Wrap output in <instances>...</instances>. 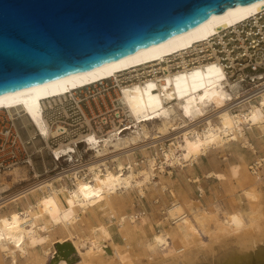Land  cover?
<instances>
[{"label":"bare ground","instance_id":"6f19581e","mask_svg":"<svg viewBox=\"0 0 264 264\" xmlns=\"http://www.w3.org/2000/svg\"><path fill=\"white\" fill-rule=\"evenodd\" d=\"M262 7L264 0H259L212 15L183 33L129 55L33 87L2 94L0 108L20 112L23 122L30 125L28 133L32 135L38 131L45 145L50 131L40 116L41 100L136 66L161 62L167 56L181 53L194 43L206 40L220 29L257 14ZM224 80L219 66L206 63L171 74L159 85L148 81L124 91L121 98L123 104L134 119L144 122L138 124L136 131L126 138L104 141L100 147H97L96 138H86V149L94 150L90 156L96 159L88 166L89 180L78 179L74 175L71 188L62 183L54 186L45 180L41 191H32V202L25 208L16 211L10 209L7 214L0 212V264H17L16 257H28L36 251L40 255L35 258V264H47L56 253L54 245L63 242H69L73 247L70 258L74 257L75 261L72 264H264V193L258 187L261 176L251 165V168L247 166L251 170L250 175L246 177V185L238 198L239 204L243 199L249 210L239 207L228 212L217 204L213 211L208 212L198 200L180 202L172 191L173 199L165 207V213L166 218L175 225L179 243L175 244V240L157 223L158 231L144 243L148 253L145 259H138L135 255L132 258L126 250L128 244H116L108 226L98 221L94 214L95 210L110 206L111 199L118 194L135 191L143 197L148 186L157 187L158 173L169 176L171 168L175 166L183 168L192 165L210 148L240 140L242 148L253 150L243 128L245 125L250 129L264 127V96L259 105L252 104L249 109L237 110L235 114L228 112L224 105L232 99L235 86L229 85L230 90L226 89ZM214 110L219 119L215 124L209 122L208 116ZM197 119L208 123L199 129L191 125L181 129L176 124L177 120L189 123ZM149 120L154 121L147 122ZM174 130L176 132L169 135H175V140L169 139V143L164 144L160 142L162 157H159V161L158 155L146 156L140 166L134 168L128 163V167L124 168L113 155V169L102 162L103 156L109 154L110 147L123 150L151 135L162 139ZM68 148L60 145L54 152L69 159ZM258 161L264 163V158ZM239 170L240 165H230V177L237 180ZM8 174L12 175L14 182L27 177L21 168L10 169ZM206 177L217 181L226 179L224 174L213 171L208 172ZM191 180L197 182L198 178ZM8 187V184H4L0 192ZM198 189L202 191L200 187ZM160 190L163 192L165 185ZM135 216L138 214L121 215L117 219V227L126 234L135 232ZM138 218L140 223L146 221L142 215ZM78 224L86 225V235L73 233ZM58 264L68 263L59 258Z\"/></svg>","mask_w":264,"mask_h":264},{"label":"built area","instance_id":"2783aa9c","mask_svg":"<svg viewBox=\"0 0 264 264\" xmlns=\"http://www.w3.org/2000/svg\"><path fill=\"white\" fill-rule=\"evenodd\" d=\"M206 63H214L222 69L226 89L230 90L229 85L235 86L232 99L224 105L228 112L235 114L237 110L249 109L252 104L259 105L264 96V7L257 14L220 29L206 40L194 43L181 53L167 56L161 62L136 66L41 100L40 116L50 131L45 145L38 131L32 135L28 133L30 125L23 122L20 112L0 108V187L9 185L0 192V212L10 206L17 208L23 200L32 197V191H41L45 180L54 186L62 183L70 188L74 175L78 179L89 180L88 166L96 159L90 156L94 150L86 149V138H96L97 147H100L104 141L126 138L136 131L138 124L144 122L134 119L123 104L121 98L124 91L148 81L159 85L171 74ZM208 116L209 122H219L215 110ZM150 121L154 120L147 122ZM207 123L203 119L189 123L176 121L181 129L186 125L199 129ZM152 131L150 129V133ZM174 132L176 130L162 139L151 135L123 150L110 147L102 162L113 169V155L124 168L128 167V163L134 168L140 166L146 156L158 155L159 161L162 157L160 142L164 144L169 143V139L175 140V135H169ZM60 145L69 147L71 158L54 152ZM262 164L256 160L251 167L258 171ZM13 168L23 169L26 179L14 182L12 175L8 174ZM6 262H9L8 259Z\"/></svg>","mask_w":264,"mask_h":264},{"label":"water","instance_id":"95a60500","mask_svg":"<svg viewBox=\"0 0 264 264\" xmlns=\"http://www.w3.org/2000/svg\"><path fill=\"white\" fill-rule=\"evenodd\" d=\"M259 0H0V95L88 70ZM48 264H72L56 243Z\"/></svg>","mask_w":264,"mask_h":264},{"label":"rangeland","instance_id":"374dc122","mask_svg":"<svg viewBox=\"0 0 264 264\" xmlns=\"http://www.w3.org/2000/svg\"><path fill=\"white\" fill-rule=\"evenodd\" d=\"M243 129L245 131L246 138L248 137L247 140L250 139L254 147L253 150H255L256 153H253L249 148H241L240 141H236L234 144L229 142L221 147L210 148L206 152L207 154H205L204 158L198 157L197 162L192 165L185 166L183 168L175 166L171 168L172 173L169 176L166 173L163 174V176H160V173H158L156 178L157 181H159L157 187L153 188L148 186L147 189H145L143 197L138 196L135 191H128L127 193H121L114 196L111 199L110 206H108L111 208L110 213L107 208L104 207L103 209L101 208L94 211L95 217L98 221L108 226L111 238L116 244L120 246L125 244L129 245V248L126 250L129 251L132 258L136 256L138 259H145L148 253L145 249L144 243L148 241L153 233L158 231L159 226L157 223H160V226L168 233L169 237H171L172 240H175V244L179 243V236L177 235L178 232L175 225L169 218H166L165 213V207H167L173 199L171 192L173 191L172 193L175 194L180 202H183V200H189L188 198L194 197L195 184L190 183L188 179L193 178L194 175H202V173L209 170L217 171L223 169V172H225L224 168L227 169L228 164L230 163L240 164L238 179L231 180L230 177H227L225 181L217 182L213 179H206L203 177L201 183H203L207 191V195L214 194L215 190L216 197L213 198L215 200L213 201L214 204L212 206H206L204 203H202L203 206L201 204L200 205L208 212L213 211L217 204L228 212H231L239 207L249 210L248 204H246L243 199H241L243 202L239 204L238 198L241 197L239 195L241 193V189L246 185V177L250 175L251 170L247 169V166L251 165L252 161L255 159L259 160L264 158V127L262 129H257L255 127L250 129L249 127H245ZM254 136L261 137L255 138ZM224 152H230L233 156L238 155L239 158L234 157L222 161L219 156ZM257 172L261 176L258 187L264 193V163ZM162 185H167L169 190L162 192L160 190ZM218 185H220V187ZM31 202L32 197L26 198L19 206H17V208L10 206V208L3 210L1 213L7 214L10 209L13 211L23 209ZM137 214L138 216H135L137 225L135 232L126 234L122 228L120 229L117 227V219L121 215L131 216ZM140 215H142L146 220L144 224L139 222L138 217ZM73 233H77L79 236L86 235L88 233L86 225L82 226L78 224L74 228ZM31 255L24 258L16 257L17 264H35V258H37L40 254L36 251Z\"/></svg>","mask_w":264,"mask_h":264},{"label":"crops","instance_id":"0c3cea01","mask_svg":"<svg viewBox=\"0 0 264 264\" xmlns=\"http://www.w3.org/2000/svg\"><path fill=\"white\" fill-rule=\"evenodd\" d=\"M260 131H262V130H260ZM255 137V136H254ZM259 137H261V136H256L255 138H259ZM248 138V137H247ZM249 140V142L251 143V141H250V139H248ZM240 141V140H239ZM232 144H234V143H236V142H231ZM252 144V143H251ZM253 146V145H252ZM241 147V146H240ZM242 148V147H241ZM254 148V147H253ZM243 149H247V148H243ZM251 150V149H250ZM253 153H256V151L255 150H251ZM207 154V153H206ZM205 157V155L204 156H201V157H199V158H204ZM220 159H222V161L223 160H228L229 158L231 159V158H234V157H238V155L237 156H233L232 155V153H230V152H224V153H222L220 156ZM239 158V157H238ZM256 160V159H255ZM255 160H253L252 161V163L255 161ZM197 162V161H196ZM196 162H194V163H196ZM235 164H237V165H240L239 163H230V164H228V167H227V169L226 168H224V171L225 172H223V169H221V170H217V171H214V170H209V171H206V172H204V173H202V175H194V177L193 178H195V177H197L198 178V181L197 182H192V180L191 179H193V178H191V179H188V181L190 182V183H194L195 184V194H194V197H192V198H188L189 200H198L199 202H200V204L202 205V203H204L206 206H212L213 204H214V200L215 199H213V198H215L216 196H215V193H216V191L214 190V194H208L207 195V191H206V189H205V187H204V185H203V183H201V180H202V178L204 177V178H206V179H208L207 177H206V174L208 173V172H210V171H213V172H216V173H222V174H224L225 175V177L227 178V177H230V175H229V166L230 165H235ZM251 164V163H250ZM240 171V170H239ZM231 178V177H230ZM209 179H213V178H209ZM214 180V179H213ZM231 180H234L233 178H231ZM215 181H217V180H215ZM223 181H225V180H223ZM217 182H222V181H217ZM219 187H220V185H218ZM198 187H200L201 189H202V191H200L199 189H198ZM165 190L167 191V190H169V188H167V185L165 186ZM164 190V191H165ZM217 195V194H216ZM182 196H184V195H182ZM203 206V205H202ZM107 208V210L109 211V213H110V209L108 208V207H106ZM108 213V214H109ZM110 217V216H109Z\"/></svg>","mask_w":264,"mask_h":264}]
</instances>
